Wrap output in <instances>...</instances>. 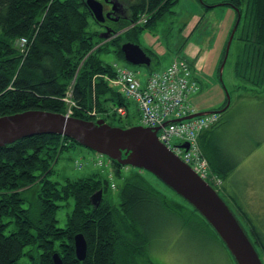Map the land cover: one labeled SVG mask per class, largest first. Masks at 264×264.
<instances>
[{
  "label": "trees",
  "instance_id": "16d2710c",
  "mask_svg": "<svg viewBox=\"0 0 264 264\" xmlns=\"http://www.w3.org/2000/svg\"><path fill=\"white\" fill-rule=\"evenodd\" d=\"M117 1L129 13L122 27L135 24L143 14L146 21L99 44L101 39L95 42L92 34L85 31L90 11L84 0H0V116L37 109L64 114L61 98L71 82L73 99L79 106L73 117L94 121L86 113L92 105L103 119L117 117L113 112L107 113L111 106L125 107L128 112L130 100L100 76L115 77L117 64L103 62L97 53L106 52V47L111 45L115 54L127 63L120 49L121 42L137 40L139 30L153 26L166 12L173 13L171 8L177 0ZM221 5L235 12L234 23L239 16L232 38L241 43L235 62L237 73L251 83L263 85L264 0H222L219 4L207 5L205 10ZM121 24L117 26L113 21L109 27L117 30ZM22 37L28 40L25 53L19 52L15 45ZM224 52L225 46L219 65ZM122 66L137 78L134 69ZM150 72L151 69L145 76ZM226 102L227 98L222 108ZM217 125L218 122L203 130L198 140L210 171L223 180L237 163L220 147ZM74 145L78 144L65 136L40 134L0 147V264H16L24 253L29 257L26 264H52L53 253L59 255L62 264H139L150 245V222L155 220V210L159 207L172 214L190 208L192 217L183 219L185 224L218 239L226 249L191 205L180 196L187 207L168 200L138 170L125 178L118 192V205L110 200L109 181L98 178V173L78 179L65 177L58 187L47 175L53 171L52 164L58 154ZM109 160L117 175L122 167H130ZM99 189L102 199L95 207L90 199ZM30 192L29 199L26 195ZM69 197L73 198V209L66 227L58 228L55 212L60 205L56 199ZM236 210L244 222L233 211L234 214L264 264L263 233L240 206ZM11 222L14 230L5 234V227ZM77 233L83 234L87 244L82 261L74 253L73 237ZM26 245L28 248L24 251Z\"/></svg>",
  "mask_w": 264,
  "mask_h": 264
},
{
  "label": "rangeland",
  "instance_id": "374dc122",
  "mask_svg": "<svg viewBox=\"0 0 264 264\" xmlns=\"http://www.w3.org/2000/svg\"><path fill=\"white\" fill-rule=\"evenodd\" d=\"M100 1L103 3V6L109 2ZM221 1L177 0L171 8L173 13L166 12L153 26L139 30L137 40H124L121 42L122 44L125 41H131L138 44L150 57L151 62L148 66L130 65L129 63L128 65L124 63L115 54L111 45L106 47V52L101 51L97 55L103 62L117 64V66L126 65L134 69L142 86L146 83L145 74L149 72V69L152 71L164 69L174 57H177L175 58L176 60H185L189 68H192L191 62L188 61L191 58V50L198 47L201 50L213 51L221 41L223 42L227 39L229 30L233 28L232 25L234 23L229 27L228 31L227 27L225 28V39L223 38L224 33L221 36V31L218 32L219 23L223 20H225V24L227 22L226 14L222 9L228 7L224 5L215 6L211 11L209 9L206 13L205 7L207 5L219 4ZM120 7L119 11L115 13L118 19L114 22L117 23V26L120 23L122 24L117 30L110 27L114 35H109L106 40L101 38L100 34L105 31V26L107 25L104 23L98 24L91 15L87 16L85 31L92 34L93 41L98 42L101 39L99 44H102L117 36L115 33L125 28L126 30L129 29L130 25L122 27V25H125V22L122 21H128L129 13L124 6ZM142 17H145V15ZM107 20L106 23L109 27L110 22L113 21ZM99 44L95 45L90 51H93ZM16 48H18L17 45ZM239 49H241V43H238L235 38L230 44L221 72L219 70V59L216 66L212 65L209 67V61L202 63V73L204 75H197L198 77L194 75L201 83V87L203 89L207 88V98L213 88L214 91H217V87H220L225 92V99L227 95L229 96V107L226 110H222V106L225 103L224 98L223 103L215 104L212 107L214 110H222L219 112L216 131L218 143L224 152L232 156L237 163L235 169L224 177L223 180L217 175L219 180H221L220 184L215 183L214 186L211 179H202L213 186L231 210L244 222L236 210L240 206L241 210L249 215L253 223L264 235V84H254L239 76L235 67ZM185 55L187 59H184ZM196 58L199 59L198 55H196ZM100 76L106 77V75ZM194 76L191 71L190 78L195 79ZM109 84L112 85V83ZM70 85H72V82L68 87ZM211 99L212 97L210 96ZM65 101L67 102V106L64 105V115H73L75 110L79 109L77 102L70 99H65ZM214 102L212 100V103ZM89 111L90 113H86L95 120L103 119V115L97 111L94 105H92ZM92 111H94V114H92ZM107 113L109 114L110 112ZM103 120L108 124L119 127L141 125L138 108L135 101L131 100L126 117L119 114L117 117H105ZM203 156L205 157V155ZM56 159L52 164L53 171L47 175V178L57 182L58 187L64 183L65 177L78 179L87 177L92 173H98V178L109 181L111 188L110 200L113 204L118 205L120 202L118 192L125 178L131 172L138 170L144 179L153 188L160 191L168 200L186 206L174 191L164 185L153 174L133 167H122L120 175H117L114 166L108 162L107 157L100 156L80 145H74L62 150ZM213 177L215 178V176ZM26 196L29 199L32 198L31 192ZM56 202L60 205L55 212L56 226L58 228H65L68 215L73 209V198L56 199ZM23 206L26 207L27 203L23 204ZM189 209L185 208L179 214H172L164 207L156 208L155 220L150 222L152 224L149 228L152 235L150 245L139 264H233L231 256L218 239L211 238L198 228H190L185 224L183 219L192 217ZM13 230L14 223L11 222L5 227L4 232L8 234ZM27 248L28 245L24 246V251ZM28 262L29 257L24 253L19 257L16 264H26Z\"/></svg>",
  "mask_w": 264,
  "mask_h": 264
},
{
  "label": "water",
  "instance_id": "95a60500",
  "mask_svg": "<svg viewBox=\"0 0 264 264\" xmlns=\"http://www.w3.org/2000/svg\"><path fill=\"white\" fill-rule=\"evenodd\" d=\"M90 15L97 23H104L106 19L116 21L115 13L122 4L117 0L109 1L111 10L104 12L100 0H84ZM114 16V17H113ZM239 22L237 17L225 46V53L220 64V72L228 55L230 43ZM119 31L115 35L123 32ZM114 35L113 30L105 26L100 37L106 40ZM120 49L124 59L131 65H146L151 62L150 57L141 47L131 41H125ZM91 52V51H90ZM229 105V96L222 110ZM221 110V111H222ZM220 110L197 111L179 119H191L196 116L219 113ZM167 121L163 122V126ZM159 126H128L119 127L108 124L103 119L88 121L77 117L45 110H25L0 116V147L15 141L40 134H55L68 137L77 144L104 155L122 166H130L153 174L164 185L184 199L209 224L221 242L224 244L235 264H263L247 232L239 222L228 204L213 188L204 181L180 157L169 150L158 137ZM181 147L187 149L188 143ZM102 199L99 189L91 196V204L97 207ZM76 259L82 261L86 256L87 244L83 234L77 233L73 237ZM52 264H62L57 253L52 254Z\"/></svg>",
  "mask_w": 264,
  "mask_h": 264
},
{
  "label": "built area",
  "instance_id": "2783aa9c",
  "mask_svg": "<svg viewBox=\"0 0 264 264\" xmlns=\"http://www.w3.org/2000/svg\"><path fill=\"white\" fill-rule=\"evenodd\" d=\"M16 45L21 53H25L27 39L20 38ZM114 68L116 76L105 79L126 99L135 101L141 124L146 127L159 126V140L169 150L187 163L201 178L211 179L214 186L215 183L220 184L221 180L217 174L210 171L198 140L203 130L218 122L219 113L196 116L179 122L171 121L197 112L188 99V95L197 90V81L190 78L191 71L185 60L174 59L164 69L150 72L146 75L144 86L128 68L117 65H114ZM68 93L63 98L64 101L70 99L71 94ZM119 112L124 114L122 108ZM165 121L169 123L163 126ZM184 142L188 143L187 149L181 147Z\"/></svg>",
  "mask_w": 264,
  "mask_h": 264
},
{
  "label": "crops",
  "instance_id": "0c3cea01",
  "mask_svg": "<svg viewBox=\"0 0 264 264\" xmlns=\"http://www.w3.org/2000/svg\"><path fill=\"white\" fill-rule=\"evenodd\" d=\"M222 10L226 14L225 17L227 18V22L225 24V20H223L221 23H219L218 32L221 31V36L224 33L225 28L227 27V31H228L229 27H231V25L234 23V20H235V12L231 8H225ZM210 11H211V9H210ZM206 13H207V11H206ZM225 37H226V34L224 33L223 38L225 39ZM221 40H219V41H221ZM226 40L227 39H225L223 42L221 41V43L218 46H216L213 51L201 50L198 47H195L193 50L190 51V57L191 58H189L188 61L191 62L192 68L190 67V69L192 71L193 76L194 75L197 76V75H201V74L204 75L202 73L203 72L202 63H204L206 61H209V67H211L212 65L216 66V64L219 61L220 56L223 52V48L225 46ZM210 54H212V55L209 57ZM196 55H198L199 59L196 58ZM184 57H185L184 59H187L186 55ZM175 58H177V57L172 58V60H174ZM172 60L170 61V63L172 62ZM195 76H194V78H195ZM196 81H198V80L196 79ZM198 83H197V90L192 91L188 95L189 101L191 102V104L194 106V108L197 111H205V110H211V109L214 110V108L212 107L213 105L218 104V103L221 104L224 102L225 92H223V90L220 87H217V91H214V88H213L211 90L210 94L208 95V98H207V93H208L206 91L207 88L203 89L201 87V83L199 81H198ZM212 92H213V94H211ZM210 96L212 97L211 100H210ZM212 100L215 102L212 103Z\"/></svg>",
  "mask_w": 264,
  "mask_h": 264
},
{
  "label": "bare ground",
  "instance_id": "6f19581e",
  "mask_svg": "<svg viewBox=\"0 0 264 264\" xmlns=\"http://www.w3.org/2000/svg\"><path fill=\"white\" fill-rule=\"evenodd\" d=\"M142 16H144V15H142ZM140 18H141V16L139 17V19H138V21H137L136 23H140V22H145V21H146V17H142L143 19H142V18L140 19ZM136 23H135V24H136ZM98 24H99V23H98ZM135 24H131V26H129V28L132 27V26L135 25ZM27 43H28V40H27ZM26 46H27V45H26ZM25 49H26V47H25ZM106 77H109V76L106 75ZM111 78H114V77H110L109 79H111ZM104 79H105V78H104ZM105 80H106V79H105ZM108 84H109V82H108ZM109 85H110V84H109ZM71 86H72V85H70V87H71ZM110 86L112 87V85H110ZM70 87H67V90L64 92V95H63L62 98H61V99H62L61 101H63L64 105H66V106H67V102L64 101L63 98L66 97L67 94H69L68 92H70V94H71L69 98H70L72 101H74V99H73V89H72V88L70 89ZM112 88H113V87H112ZM127 100H128V99H127ZM78 107H79V106H78ZM121 108L124 110V114H121V113L119 112V109H121ZM115 109H116V110H115ZM108 112H113V113H116L117 115L120 114V115L125 116V115H126V112H127V109H126L125 107H122V106H119V107H118V106H111ZM87 113H90V111L88 110ZM127 113H128V112H127ZM92 114H94V113H92ZM66 116H69V117L72 116V117H73V115H69V114H68V115L66 114ZM177 119H179V118H177ZM97 120H99V119H97ZM172 120H173V119H172ZM172 120H171V121H172ZM94 121H95V120H94ZM172 122H174V121H172ZM168 123H169V121H167V124H168ZM141 125H142V124H141ZM142 126H143V125H142ZM145 127H146V126H145ZM158 134H159V133H158ZM78 145H79V144H78ZM80 146H81V145H80ZM82 147H84V146H82ZM84 148H85V147H84ZM97 154H98V153H97ZM99 155L101 156V154H99ZM103 156H104V155H103ZM105 157H106V156H105ZM107 159H108V161H110L108 157H107Z\"/></svg>",
  "mask_w": 264,
  "mask_h": 264
},
{
  "label": "flooded vegetation",
  "instance_id": "af4514ba",
  "mask_svg": "<svg viewBox=\"0 0 264 264\" xmlns=\"http://www.w3.org/2000/svg\"><path fill=\"white\" fill-rule=\"evenodd\" d=\"M105 6V7H104ZM104 12L107 13L111 10V4L109 2H107L106 4H104ZM106 21H108L107 19L105 20L104 24L108 26V24L106 23Z\"/></svg>",
  "mask_w": 264,
  "mask_h": 264
}]
</instances>
